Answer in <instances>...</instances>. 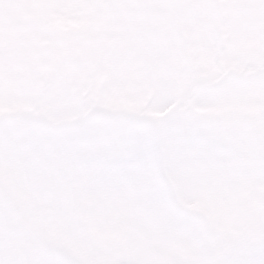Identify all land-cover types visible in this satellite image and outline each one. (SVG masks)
<instances>
[{"label":"clouds","instance_id":"clouds-1","mask_svg":"<svg viewBox=\"0 0 264 264\" xmlns=\"http://www.w3.org/2000/svg\"><path fill=\"white\" fill-rule=\"evenodd\" d=\"M0 264H264V0H0Z\"/></svg>","mask_w":264,"mask_h":264}]
</instances>
